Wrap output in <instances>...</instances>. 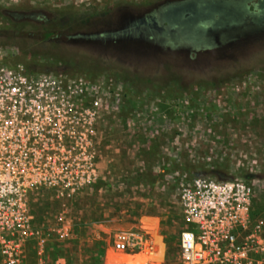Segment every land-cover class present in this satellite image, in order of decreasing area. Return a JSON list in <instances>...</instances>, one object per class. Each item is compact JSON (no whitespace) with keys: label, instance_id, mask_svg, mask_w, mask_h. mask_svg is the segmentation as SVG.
<instances>
[{"label":"rangeland","instance_id":"1","mask_svg":"<svg viewBox=\"0 0 264 264\" xmlns=\"http://www.w3.org/2000/svg\"><path fill=\"white\" fill-rule=\"evenodd\" d=\"M164 1L0 0V9L84 14L121 3L140 14L146 3ZM113 15L95 26L112 23ZM7 26L0 16V30ZM5 38L0 50L10 53V63L25 64L47 92L55 80L63 94L79 96L78 106L63 100V110L72 111L61 116L62 138L69 145L73 136L83 146L38 149L43 157L60 158V164L40 166L47 175L78 180L75 192L59 197L56 189L68 188L47 187L27 197L36 225L53 222L59 212L73 225L70 237L58 243L61 249L49 243L51 261L59 256L69 264H109L113 235L143 227L158 260L174 263L180 233L190 227L179 193L197 178L243 181L252 190L251 216L264 219V34L241 42L243 48L218 47L210 39L207 50L180 44L136 61L115 62L109 55L103 64H86L95 53L85 46L68 49L74 64H59ZM30 248L27 262L33 264Z\"/></svg>","mask_w":264,"mask_h":264},{"label":"built area","instance_id":"2","mask_svg":"<svg viewBox=\"0 0 264 264\" xmlns=\"http://www.w3.org/2000/svg\"><path fill=\"white\" fill-rule=\"evenodd\" d=\"M28 71L23 63H10V53L0 50V264H28V246L33 264H69L64 257L51 261L47 251L50 242L65 241L72 233L65 212L47 225H36L27 197L33 189L62 186L68 192L56 189L59 197L73 194L78 180L47 175L40 164L62 162L43 157L38 149L43 153L83 145L72 136L67 146L64 126L57 122L72 110L62 106L60 111L56 100L71 101V94L55 88V80L47 92L45 81L32 78ZM87 164L91 172L86 171V179L93 170L91 162ZM251 195L250 186L239 180L197 178L183 186L179 200L190 227L180 233L172 264H264V219L251 216ZM158 255L146 229L138 227L116 232L106 256L109 264H166Z\"/></svg>","mask_w":264,"mask_h":264},{"label":"trees","instance_id":"3","mask_svg":"<svg viewBox=\"0 0 264 264\" xmlns=\"http://www.w3.org/2000/svg\"><path fill=\"white\" fill-rule=\"evenodd\" d=\"M146 4L144 12L140 14L126 12L123 10L121 3L84 14H78L70 10L48 11L36 9L24 11L3 8L0 9V16L8 23V26L0 30V38L6 39L5 37L9 35L10 40H18V46L22 50H27L32 55L48 57L56 62L64 63L68 61V63L74 64L75 57L69 54L71 52L68 49L70 50L72 47L82 49V46L95 53L92 58L88 57L86 64H103L104 58L109 55L115 62H119L121 59L136 61L140 58L149 57L153 50L158 49V45L151 42L150 39H140L138 36L113 35V31L116 30L120 35L123 30L133 32L136 24H138V18L147 13L148 10H150L149 12L154 10L158 2H148ZM129 5L136 7L134 4ZM111 13L114 14L111 20L112 32L101 34L100 37H96L94 34L87 35L88 32L106 28L104 25L108 22L96 26L95 24L100 21V18ZM81 33H86L83 36L86 41L76 42V40H73L74 38H80ZM87 36L89 37L87 38ZM128 79L130 82V76ZM54 243L57 244V248H62L58 245L59 242ZM30 251L33 258L31 248Z\"/></svg>","mask_w":264,"mask_h":264},{"label":"flooded vegetation","instance_id":"4","mask_svg":"<svg viewBox=\"0 0 264 264\" xmlns=\"http://www.w3.org/2000/svg\"><path fill=\"white\" fill-rule=\"evenodd\" d=\"M149 11L138 18L133 32L123 30L120 35L112 30V23H106V28L88 32L87 35L100 37L113 31V35L150 39L158 48H180V44H186L185 48L196 52L207 50L210 39L218 47L243 48L241 42L264 34V0H167L159 2L154 10ZM84 35L86 33H81L80 38L73 40L86 41ZM251 51L257 52V49ZM259 51L264 52V45ZM68 96L72 103L78 104V95ZM56 103L61 111L62 99L58 98ZM57 122L62 127L61 116Z\"/></svg>","mask_w":264,"mask_h":264},{"label":"bare ground","instance_id":"5","mask_svg":"<svg viewBox=\"0 0 264 264\" xmlns=\"http://www.w3.org/2000/svg\"><path fill=\"white\" fill-rule=\"evenodd\" d=\"M160 238V237H159ZM161 239V238H160ZM163 249V248H162ZM163 252V251H162ZM161 255V254H160Z\"/></svg>","mask_w":264,"mask_h":264}]
</instances>
